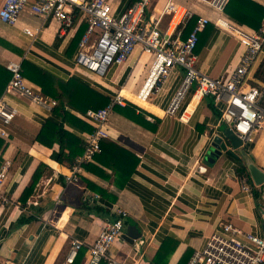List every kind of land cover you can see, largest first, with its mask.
Here are the masks:
<instances>
[{"label":"crops","instance_id":"obj_1","mask_svg":"<svg viewBox=\"0 0 264 264\" xmlns=\"http://www.w3.org/2000/svg\"><path fill=\"white\" fill-rule=\"evenodd\" d=\"M134 1L110 0L112 13L121 14ZM175 1L190 9L193 17L209 20L199 32L194 53L195 67L212 77H226L244 49L224 23L248 32L264 23L263 15L254 27L264 0H235L229 11L227 4L217 10L205 0ZM154 3L150 9L158 10L162 1ZM29 4L14 24L0 19V97L18 110L9 124L0 123L6 132L0 136V163L7 165L0 190L5 199L0 201V264H60L72 238L83 242L81 264L117 209L126 213L122 233L108 249L117 264H185L208 236L227 224L241 240L245 232L264 235L260 212L264 182L256 184L247 168L252 163L264 173V130L254 135L253 142L234 150L236 156L222 153L212 164L207 163L212 137H224L228 127L221 118L222 104L214 95L198 96L193 85L178 113L169 116L165 108L183 75L181 67L176 66L159 92L146 102L132 92L140 87L150 67L148 54L135 47L123 63L112 66L105 76H97L76 63L85 20L75 11L74 26L60 34L56 19L33 14ZM167 18L165 15L161 27ZM8 61L19 62L27 82L46 96L55 98L53 92H60L70 81L72 87H89L109 97L117 91L146 113L136 110L139 118L134 120L125 115L128 108L112 109L105 125L107 136L100 141L101 151L82 165L77 182H67L65 175L83 148L84 135L93 130L83 115L86 102L76 103L80 110L66 103L69 113L81 120L75 121L61 119L17 93H6ZM246 82L264 89V44L247 70ZM53 118L80 140L79 146L65 144L63 152L73 153L69 160L58 162L51 157L59 151L58 143L35 140L46 120ZM199 166L205 171H199ZM37 170L34 188L21 202L20 195ZM241 179L252 188L251 193L241 189ZM38 186L42 187L40 194ZM128 225H135L141 235L133 243L122 237ZM161 248L163 253L155 262Z\"/></svg>","mask_w":264,"mask_h":264},{"label":"built area","instance_id":"obj_2","mask_svg":"<svg viewBox=\"0 0 264 264\" xmlns=\"http://www.w3.org/2000/svg\"><path fill=\"white\" fill-rule=\"evenodd\" d=\"M153 1L136 0L121 14L114 15L110 0H4L0 19L14 24L19 12L30 2V12L56 19L60 25L59 33L62 34L74 26L77 12L78 18L84 19L87 25L76 55V63L82 68L97 76H105L112 66L123 63L132 50L139 47L141 52L151 57V64L140 87L132 92L135 97L148 102L151 96L159 92L170 72L176 66L181 67L184 70L183 75L165 108V113L169 116L176 115L189 89L194 85L195 94L201 97L214 95L215 100L222 104L221 118L243 145L253 142L254 135L264 130V89L249 85L246 77L249 66L264 44V23L258 30L250 32L224 23L225 29L238 39L244 49L238 64L226 77H212L195 67L194 53L198 33L209 20L202 16L197 17L192 29L184 34L186 24L193 16L192 11L175 0H155V5L159 1H162V4L158 10L155 7L151 10ZM205 1L217 10H222L228 2ZM165 15L168 18L161 27ZM24 31L31 33L27 28ZM6 67L10 71L6 93H17L29 102L48 110L57 104L55 98L42 94L27 82L19 62L8 61ZM127 103L138 107L116 91L105 106L84 112L83 115L92 124L93 130L84 135L83 151L74 156L69 173L65 175L67 182H77L82 165L101 151L100 141L107 136L105 125L113 106H125ZM17 113L16 107L9 105L3 96L0 97L2 125L9 124ZM151 118L152 115L148 116L149 120ZM5 134V130L0 127V136ZM6 170V163H0V190ZM198 170L203 172L205 167L199 166ZM240 184L242 190L252 192V188L244 179L240 180ZM38 189L40 194L42 187ZM262 197L264 199V184ZM4 200L0 193V201ZM30 202L35 203L36 200ZM260 212L264 218V204ZM115 214V218L105 223L95 241L88 247L81 264H117L116 260L108 255V249L121 235L126 213L117 209ZM236 233L231 224L223 226L222 231L208 236L204 246L194 250L185 264H264V235L245 232L241 240L235 236ZM82 247L81 240L72 238L60 264H74Z\"/></svg>","mask_w":264,"mask_h":264},{"label":"trees","instance_id":"obj_3","mask_svg":"<svg viewBox=\"0 0 264 264\" xmlns=\"http://www.w3.org/2000/svg\"><path fill=\"white\" fill-rule=\"evenodd\" d=\"M235 0H228L227 2V8L226 10L229 11V8H232L234 6ZM264 15V10L261 14V16L259 17L258 23L257 25H255L254 27H257L259 25V23L261 22V17ZM197 17H193L190 18L184 28V34H187L193 27L195 21H196ZM242 20V19H241ZM81 36V34H80ZM80 36L77 37L76 43L79 42V38ZM198 39H199V33H198ZM198 43V42H197ZM197 46V45H196ZM61 86V84H60ZM65 85H62V90L60 92H56L54 91V97L57 99V104L52 107V111L53 113H55V116L61 115V119H66L68 117L74 119L75 121H81L80 119H78L76 116L71 115L68 111V109H66V103L72 104L73 106L77 107L78 109L81 108L76 106V103L78 101H80V103H84L86 102L82 107L83 113L85 112V110L87 109H98L101 108L103 106H105L106 104H108V102L110 101V97L103 95L89 87H82L79 89L78 86H74L72 87V83L69 81V83L67 84V87H64ZM80 90V91H79ZM85 90V93L84 91ZM85 96V97H84ZM119 105H114L112 109L116 108ZM72 107V106H71ZM124 110H127V108L129 109V112H125V115L127 117H129L130 119H136L139 118V116H137V114L135 113V111H139L140 113H146L144 110H142L141 108L137 107L136 105L132 104V103H127L125 106H123ZM80 110V109H79ZM138 113V112H137ZM140 117L143 118V116L141 114H139ZM83 123V122H82ZM85 123V122H84ZM83 123V124H84ZM84 126L90 131L92 130V127L88 126L87 124H84ZM44 137H48V139H45ZM36 141H49V143H53L56 142L59 144V151L58 152H53L51 154V157L60 162L64 159H70L69 156H73V153L70 155H66L63 152V148L65 147V144L67 142H74V144L76 143L78 146L80 145V140L76 137L73 136V134L67 130H65L62 126V121H58L53 119H48L46 120V122L42 125L40 132L36 135L35 137ZM2 144V141L0 140V146ZM101 144V143H100ZM102 145V144H101ZM81 147V146H80ZM83 147V145H82ZM79 148V147H78ZM83 151V148H80L78 150L77 153H81ZM75 152V153H76ZM39 178V172L38 170L35 171L32 175L31 181L30 183L25 187V189L23 190L22 194L20 195V201L21 202H25L26 198L30 195V193L32 192V189L34 188L35 183L37 182ZM263 188V187H262ZM80 253L79 252L74 264H79L80 261ZM163 253L162 248L159 249L157 256L155 258V262L159 260V258L161 257ZM157 264V263H154Z\"/></svg>","mask_w":264,"mask_h":264},{"label":"water","instance_id":"obj_4","mask_svg":"<svg viewBox=\"0 0 264 264\" xmlns=\"http://www.w3.org/2000/svg\"><path fill=\"white\" fill-rule=\"evenodd\" d=\"M224 137L227 139V143L224 137L220 134H215L210 142L209 148L207 150L206 161L207 163H213L215 159L221 155L222 153L230 154L231 156H236L234 150L242 147V142L238 138V136L227 127L223 132ZM248 171L253 178L256 184H260L264 180V173L255 167L252 163L247 164ZM136 232V233H135ZM141 235L138 232L135 225H128L127 231L123 234V238L127 240L129 243H133V241L139 238Z\"/></svg>","mask_w":264,"mask_h":264},{"label":"bare ground","instance_id":"obj_5","mask_svg":"<svg viewBox=\"0 0 264 264\" xmlns=\"http://www.w3.org/2000/svg\"><path fill=\"white\" fill-rule=\"evenodd\" d=\"M121 95V94H120ZM122 96V95H121Z\"/></svg>","mask_w":264,"mask_h":264}]
</instances>
